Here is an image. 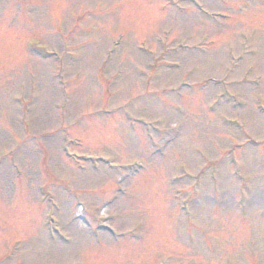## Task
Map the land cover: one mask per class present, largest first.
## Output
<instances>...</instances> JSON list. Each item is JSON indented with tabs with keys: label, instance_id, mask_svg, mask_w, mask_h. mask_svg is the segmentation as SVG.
<instances>
[{
	"label": "rangeland",
	"instance_id": "374dc122",
	"mask_svg": "<svg viewBox=\"0 0 264 264\" xmlns=\"http://www.w3.org/2000/svg\"><path fill=\"white\" fill-rule=\"evenodd\" d=\"M0 264H264V0H0Z\"/></svg>",
	"mask_w": 264,
	"mask_h": 264
}]
</instances>
